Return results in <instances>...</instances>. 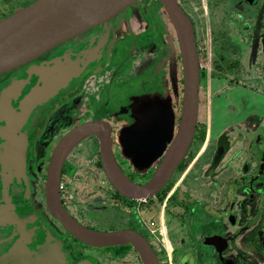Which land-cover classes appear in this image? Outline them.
<instances>
[{"label": "flooded vegetation", "instance_id": "flooded-vegetation-1", "mask_svg": "<svg viewBox=\"0 0 264 264\" xmlns=\"http://www.w3.org/2000/svg\"><path fill=\"white\" fill-rule=\"evenodd\" d=\"M178 3L191 18L200 67L196 129L181 161L155 193L127 198L109 182L101 164L100 138L92 134L76 143L65 156L57 180L58 197L66 211L86 227L103 231L130 228L143 235L153 248L158 264H264V116L252 112L237 118L247 102L240 90H234L237 99L230 101L226 100L230 98L228 95L224 97L227 101L224 110L234 122L208 136L201 92L207 68L216 72L217 77H231L236 89H246V78L264 82V0H178ZM133 5L0 75L1 94L11 82L25 79L32 65L69 55L83 66L80 74L65 87L34 105L15 129L13 122L0 117V264H29L50 254L58 255L62 264H143L130 243L93 246L71 235L51 213L46 194L54 150L63 136L81 123L108 122L112 153L122 171L138 184L151 178L174 137L182 88L178 108L173 112L172 138L166 141L162 153L145 167L149 170L142 172L135 160L137 155L126 149L121 133L137 125L136 110L145 101L143 95H128L126 102L111 104V97L102 94L103 86L111 83L118 69L114 67L109 76H101L116 45L117 31L125 27L136 35L130 20ZM156 5L163 9L157 0H149L145 11L153 13ZM143 14L138 13L140 18H137L141 20ZM143 29H146L144 34L147 25ZM201 45H205L203 57L208 64L202 63ZM164 49L163 44V55ZM173 55L177 58L179 55L182 71L179 46ZM241 75L243 82L239 79ZM180 81L183 84L182 77ZM32 84L34 79L11 99L15 113ZM158 96V100L153 99L161 102V93ZM212 117L215 120V113ZM11 129L16 133L10 135ZM88 152L95 153L93 171L100 178L104 176L116 211H129L124 221L97 226L85 221L79 209H72L66 200L65 187L73 186L70 180L83 169L82 161ZM216 155L220 156L217 160ZM72 198L71 195L70 201ZM140 212L148 217V224L158 235L144 229ZM77 244L112 247L115 252L88 255L77 249ZM176 251L179 253L175 254Z\"/></svg>", "mask_w": 264, "mask_h": 264}, {"label": "water", "instance_id": "water-1", "mask_svg": "<svg viewBox=\"0 0 264 264\" xmlns=\"http://www.w3.org/2000/svg\"><path fill=\"white\" fill-rule=\"evenodd\" d=\"M138 0H32L0 19V75L42 55L53 46L78 36L105 23ZM173 25L182 64V101L178 124L174 133V113L155 101L142 103L137 108V125L125 129L121 136L126 149L134 152L135 160L146 167L165 148L172 138L151 178L138 184L132 181L118 165L111 149L110 125L104 120L81 123L69 130L57 144L48 171L47 203L51 213L74 237L93 246H112L130 243L143 264H158L157 256L147 239L137 231L125 228L103 231L86 227L76 221L63 207L57 190L62 162L76 143L89 135L100 138V158L111 185L127 198L152 195L168 180L188 149L196 129L199 110L200 67L194 28L190 16L178 0H157ZM81 61L64 55L50 63L32 65L27 77L13 81L0 94V117L14 123V129L30 109L46 99L82 71ZM34 79L18 109L12 108L15 93ZM11 129L9 134H15ZM219 154V153H218ZM216 155V160L219 158ZM29 264H62L58 255L40 257Z\"/></svg>", "mask_w": 264, "mask_h": 264}, {"label": "rangeland", "instance_id": "rangeland-1", "mask_svg": "<svg viewBox=\"0 0 264 264\" xmlns=\"http://www.w3.org/2000/svg\"><path fill=\"white\" fill-rule=\"evenodd\" d=\"M29 1L30 0H0V19L20 7L27 5ZM148 3L149 0H140L131 7V28L136 35L129 32L125 27L117 31L114 37L115 40H117L116 45H114L113 53L107 62L108 65L104 71L101 72V76H109L114 67L118 66V69L111 83H107L103 86L102 94L105 93L104 97H111V104L112 101L114 104L126 102L128 95L134 97L143 95L141 98H144L145 101L140 103L142 104L148 101H156L159 97L158 94L161 93L160 99L162 100L163 98V100L161 102H156L161 103L160 105L162 106L169 107L175 112V107L178 108L182 88L180 81L182 77L181 65L176 55H173L174 51L177 52V38L174 28L164 10L156 5V8H152L151 12L153 13H148L145 11L144 7L146 6L147 8ZM135 12H144L141 20L139 19L138 13L136 15ZM192 14L194 16L196 15L194 13ZM137 16L139 18H137ZM146 25L148 30L143 34L144 30H146L143 28L146 27ZM204 40H206V38H204ZM163 44L165 48L164 55L162 53ZM204 46L205 45H201L202 57L205 53ZM202 63L208 64L205 58L202 59ZM201 108L200 96V112ZM124 130L125 129L122 131ZM121 143L120 147L123 150L124 144L122 140ZM118 153L120 154V151H118ZM94 154L95 153L88 152L85 155L82 161L83 169L73 174L75 177L73 178L72 176L70 180L73 186L70 184V188L65 187L64 193L66 200H69L68 203L70 207L72 209H79L78 213H80L85 221L100 227H107L111 222L118 223L119 221H124L128 217H126V215L129 211H116L117 208L116 206L114 207L108 195L109 190L104 176L102 175V178H100L98 172L96 171V173L93 171ZM86 164L89 165V167H87ZM141 168H143L142 172L144 173L149 170L146 169L147 166L146 168ZM100 182L102 185H100ZM71 195L73 198L70 201ZM95 207H100V209H94ZM139 217H141L140 220L145 230L152 231L154 234L158 235L154 227L148 224V217L144 216L141 212ZM153 237L151 236V238ZM153 239L156 240V238ZM156 248L158 249L156 250L157 253H159V247ZM77 249L86 251L85 253L88 255H98L99 253H102V255H112V253L115 252V249L112 247H83L81 244H77ZM179 251L174 253L177 254Z\"/></svg>", "mask_w": 264, "mask_h": 264}, {"label": "crops", "instance_id": "crops-1", "mask_svg": "<svg viewBox=\"0 0 264 264\" xmlns=\"http://www.w3.org/2000/svg\"><path fill=\"white\" fill-rule=\"evenodd\" d=\"M205 74V81L203 83L201 92L203 100V118H205L206 120V131L208 136L212 133L217 134L227 125L234 122V120L229 119L230 117H228L224 110V105L227 102L226 100L231 101L234 98H238L235 94H233L234 90H240L239 93H243V98L246 97L247 102V106L244 109H241V115H237V118L240 119L243 116H248L252 112L264 116V82H261L260 80L255 78L254 80L246 78L245 83L247 84V86L246 89L243 90L236 89L235 86H232L233 82L230 81L232 79L231 77L229 79L227 77H217V73L211 71L209 68H207V72ZM239 79H241L243 82L242 75L239 77ZM227 86L229 88H226ZM219 88H221L222 90H220L219 93L216 94ZM227 95L230 98H227L225 100L224 97H227ZM215 101L217 103L214 107ZM212 113H215V120H213Z\"/></svg>", "mask_w": 264, "mask_h": 264}, {"label": "trees", "instance_id": "trees-1", "mask_svg": "<svg viewBox=\"0 0 264 264\" xmlns=\"http://www.w3.org/2000/svg\"><path fill=\"white\" fill-rule=\"evenodd\" d=\"M30 1H31V0H30ZM30 1H29V2H30ZM177 59L179 60V55H178V58H177Z\"/></svg>", "mask_w": 264, "mask_h": 264}]
</instances>
